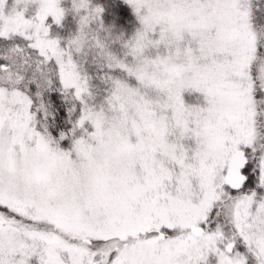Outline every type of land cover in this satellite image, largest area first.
<instances>
[{
    "label": "snow or ice",
    "instance_id": "6c2138e0",
    "mask_svg": "<svg viewBox=\"0 0 264 264\" xmlns=\"http://www.w3.org/2000/svg\"><path fill=\"white\" fill-rule=\"evenodd\" d=\"M127 3L0 0V264H264V0Z\"/></svg>",
    "mask_w": 264,
    "mask_h": 264
},
{
    "label": "rangeland",
    "instance_id": "374dc122",
    "mask_svg": "<svg viewBox=\"0 0 264 264\" xmlns=\"http://www.w3.org/2000/svg\"><path fill=\"white\" fill-rule=\"evenodd\" d=\"M101 0L102 3L106 5V11L104 13V18L107 23H115L118 29H124L131 33L133 29L137 26L136 15L132 7L127 3V0ZM121 4L126 5L128 9L122 8ZM125 14L126 21H122L120 16ZM51 22V18H50ZM63 28L53 25V34L55 32H60L62 35H67L68 29L74 27L69 17L65 22Z\"/></svg>",
    "mask_w": 264,
    "mask_h": 264
},
{
    "label": "trees",
    "instance_id": "16d2710c",
    "mask_svg": "<svg viewBox=\"0 0 264 264\" xmlns=\"http://www.w3.org/2000/svg\"><path fill=\"white\" fill-rule=\"evenodd\" d=\"M119 2H121V1L119 0ZM121 6H122V8L128 9L126 7V5L121 4ZM120 18H121L122 21H124V20L126 21V18H125V14L124 13L120 16Z\"/></svg>",
    "mask_w": 264,
    "mask_h": 264
}]
</instances>
